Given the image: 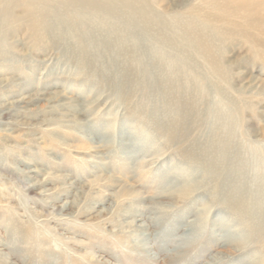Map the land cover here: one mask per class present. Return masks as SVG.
Returning <instances> with one entry per match:
<instances>
[{
  "label": "rangeland",
  "instance_id": "1",
  "mask_svg": "<svg viewBox=\"0 0 264 264\" xmlns=\"http://www.w3.org/2000/svg\"><path fill=\"white\" fill-rule=\"evenodd\" d=\"M255 1L0 0L1 264H264Z\"/></svg>",
  "mask_w": 264,
  "mask_h": 264
},
{
  "label": "bare ground",
  "instance_id": "2",
  "mask_svg": "<svg viewBox=\"0 0 264 264\" xmlns=\"http://www.w3.org/2000/svg\"><path fill=\"white\" fill-rule=\"evenodd\" d=\"M126 1H128V0H126ZM133 0H131V2H132ZM135 1V0H134ZM205 1H207V2H209V5L213 8V9H216V10H218L219 12H221L222 14H224V15H227L228 14V16H229V14H235V15H240V16H242L243 18H246L247 20L248 19H251V15L256 11V9L258 8V3H257V1H255V0H205ZM90 2V0H77V3L78 4H84V6H86V4H91V3H89ZM75 4H76V2H75ZM29 7V6H28ZM88 7V6H87ZM226 9V10H224V8ZM31 10V9H30ZM232 10L234 11L233 13H230V12H232ZM32 11H34L33 9H32ZM230 11V12H229ZM30 14V19H31V21H32V23L34 24V26H37L38 25V22H39V16L38 15H36V14H34V15H32L31 14V12H29ZM35 13V12H34ZM39 14V13H38ZM220 14V13H219ZM231 17H233V16H231ZM254 23L252 22V21H249L246 25H253ZM249 27V26H248ZM247 27V28H248ZM221 29V28H220ZM243 29H244V27H239V26H236L235 28H234V32H243ZM37 30V29H36ZM233 30V29H232ZM246 33H245V36H248L249 34V31H247V29H246V31H245ZM37 33V32H36ZM224 33H226V32H224ZM232 33V32H231ZM227 34V33H226ZM239 34V33H238ZM234 35H235V33H234ZM242 35H244V34H242ZM200 46L206 51V53H207V51H208V47H205V45H203L201 42H200ZM211 59V58H210ZM212 64H213V66H216V63L215 62H213V60H212ZM216 68V67H215ZM216 70H217V68H216ZM220 70V69H219ZM36 172V171H35ZM37 185L39 184V182L37 181V183H36ZM129 224V223H128ZM130 224H132V222L130 223ZM129 228H134L133 227V225H130L129 226ZM1 264V263H0Z\"/></svg>",
  "mask_w": 264,
  "mask_h": 264
}]
</instances>
